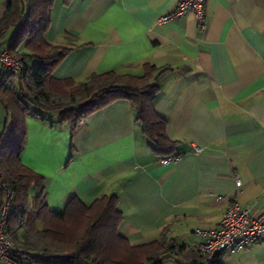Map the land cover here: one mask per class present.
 <instances>
[{"label":"crops","instance_id":"0c3cea01","mask_svg":"<svg viewBox=\"0 0 264 264\" xmlns=\"http://www.w3.org/2000/svg\"><path fill=\"white\" fill-rule=\"evenodd\" d=\"M176 1L53 0L45 38L71 48L52 71L59 80L105 71L140 76L146 63L166 68L153 107L180 159L157 162L163 156L152 152L123 98L89 114L72 138L56 112L29 114L20 159L45 177L49 210L62 212L74 196L89 205L114 194L118 231L131 245L164 238L196 252L195 229L217 228L234 196L251 214L264 213V0H207L204 30L191 13L156 21ZM4 7L0 0V15ZM5 119L0 105V131ZM194 260L201 262L198 252L178 257ZM216 261L264 264V234Z\"/></svg>","mask_w":264,"mask_h":264},{"label":"trees","instance_id":"16d2710c","mask_svg":"<svg viewBox=\"0 0 264 264\" xmlns=\"http://www.w3.org/2000/svg\"><path fill=\"white\" fill-rule=\"evenodd\" d=\"M4 2L0 46L7 47L22 63L17 74L0 67V105L6 118L0 131V207L5 191L13 194L5 235L30 264H161L166 260L182 264L178 257L196 254L198 251L187 249L185 244L164 238L131 245L118 231L123 215L114 194L103 195L89 205L74 196L62 212L48 209L45 177L20 159L26 143V117L56 112L58 125L67 124L72 138L89 114L123 98L129 101L134 121L152 152L170 155L177 142L166 136V119L153 107L166 68L159 70L146 63L140 76L105 71L92 73L77 83L56 79L52 71L71 48L49 43L45 38L53 0ZM9 27L14 29L5 40ZM27 60H34V65Z\"/></svg>","mask_w":264,"mask_h":264},{"label":"built area","instance_id":"2783aa9c","mask_svg":"<svg viewBox=\"0 0 264 264\" xmlns=\"http://www.w3.org/2000/svg\"><path fill=\"white\" fill-rule=\"evenodd\" d=\"M207 0H177L174 7L168 12L157 17L158 23H166L191 13L197 27L204 30L206 27L205 4ZM0 67L7 72L17 74L22 67L21 60L13 57L7 47L0 46ZM191 151L199 152L200 147L191 145ZM181 155L174 153L163 156L157 160L160 165L167 166L177 162ZM0 182V188L2 187ZM241 181L235 179V186L239 188ZM221 195L216 196L220 200ZM13 201V194L6 190L3 203L0 207V264H30L25 260L19 249L5 235L4 227L8 212ZM195 234L200 237L194 243L195 249L201 255L199 264H213L214 259L224 251L236 252L244 247L258 242L264 234V213L253 215L248 208L241 207L236 197L232 198L230 205L225 209L219 226L214 229H195Z\"/></svg>","mask_w":264,"mask_h":264},{"label":"rangeland","instance_id":"374dc122","mask_svg":"<svg viewBox=\"0 0 264 264\" xmlns=\"http://www.w3.org/2000/svg\"><path fill=\"white\" fill-rule=\"evenodd\" d=\"M11 31H12V30H10V32H6V33L4 34V39H5V40L8 39V37H9L10 34H11ZM34 63H35L34 60L30 62L31 65H34Z\"/></svg>","mask_w":264,"mask_h":264}]
</instances>
